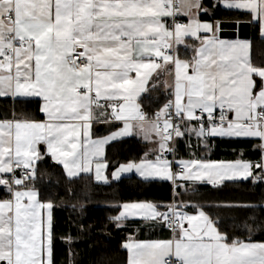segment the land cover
I'll return each instance as SVG.
<instances>
[{
  "label": "snow or ice",
  "instance_id": "1",
  "mask_svg": "<svg viewBox=\"0 0 264 264\" xmlns=\"http://www.w3.org/2000/svg\"><path fill=\"white\" fill-rule=\"evenodd\" d=\"M216 3L249 12L264 35V0ZM207 11L201 0H0V98L39 97L45 116L43 121L15 115L0 120V188L9 196L0 200V264H53V204L42 202L32 183L44 157L40 144L69 178L91 173L94 166L95 180L108 183V165L96 158L103 156L105 144L135 134L158 147L139 163L120 164L113 179L135 171L177 188L183 186L178 180L213 186L264 181V66L251 62L248 41L218 40L219 22L199 19ZM179 15L188 22H178ZM188 37L201 44L191 60H184L175 46L187 47ZM150 81L170 96L152 117L138 102ZM100 117L123 126L92 140V121ZM185 132L204 139L259 138L261 158L167 159L174 151L170 143ZM186 206H118L122 210L111 218L117 227L139 216L174 233L169 240L124 244L128 264H264V243L229 239L202 209L189 214L182 211Z\"/></svg>",
  "mask_w": 264,
  "mask_h": 264
},
{
  "label": "trees",
  "instance_id": "2",
  "mask_svg": "<svg viewBox=\"0 0 264 264\" xmlns=\"http://www.w3.org/2000/svg\"><path fill=\"white\" fill-rule=\"evenodd\" d=\"M205 18V15L202 16ZM214 20H246L251 15L239 10L217 6ZM252 61L264 64V38L258 23L252 22ZM182 48H180L181 50ZM142 98V106L151 116L168 101ZM42 118L38 99L0 98V118ZM252 138H199L185 132L176 139L175 157L179 160L259 161L261 151ZM146 144L136 136L123 138L107 146V172L121 163L138 162L145 156ZM149 157H152L150 155ZM40 199L53 204V264H127V249L123 247L129 234L141 225V220H127L117 227L112 217L118 215L125 202L144 201L160 205L184 203L182 211L204 208L229 239L264 241V182L226 181L219 186L201 183L145 180L133 174L108 183L97 182L92 175L69 178L63 167L45 155L36 164L32 182ZM8 194L0 188V198ZM161 209L167 210L165 207Z\"/></svg>",
  "mask_w": 264,
  "mask_h": 264
},
{
  "label": "crops",
  "instance_id": "3",
  "mask_svg": "<svg viewBox=\"0 0 264 264\" xmlns=\"http://www.w3.org/2000/svg\"><path fill=\"white\" fill-rule=\"evenodd\" d=\"M202 2V5L205 9H207L208 11L205 13V12H201L200 15H199V19L201 22H208V23H213L215 24L216 22H219L221 20H214V19H211L207 16H211L213 15L214 13V10L215 8H217V6H221L222 8H224L222 5L220 4H217L216 3V0H201ZM216 5V6H214ZM226 9V8H225ZM229 10H236V9H229ZM239 11H243V12H247V11H244V10H239ZM249 13V12H247ZM250 14V13H249ZM205 15V18H203L202 16ZM251 15V14H250ZM183 16V15H182ZM185 19H186V23L188 22V18L186 16H183ZM251 19H252V22H255V23H258V21H255L253 20V17L251 15ZM166 20V18H165ZM259 27H260V24H259ZM219 31L220 29L218 28V30L216 31L215 33V37L220 40V41H224L226 43H234L236 41H248L250 43V50H249V57H250V60L251 62L253 63L252 61V48H253V43H252V40L251 39H244V38H239V37H235V38H223V37H220L219 35ZM260 34H261V28H260ZM201 36H207V37H212V33H201L200 34ZM263 38H264V35H261ZM186 39V44L188 45L187 47L184 45V44H181V45H177L176 48H177V55L181 58V59H184V60H191L194 53H193V48L196 47H200V40H197L195 38H191V37H188V38H185ZM180 48H182L180 50ZM264 66V64L262 65ZM161 79H166V77H161ZM151 81L149 83V91L148 92H145V93H142L141 96L139 97V100L138 102L140 103L143 111L149 116V117H152L151 114L147 111V110H144L143 106H142V98L145 97V96H150L152 97L156 102H158L161 98H163L164 96H168L169 99H170V96L169 94L165 91L164 87L162 86H159L157 85V87L155 88H152L151 87ZM12 99V98H11ZM17 99H20V98H17ZM32 99H38L39 102H40V108L43 104V100L39 97H33ZM168 99V100H169ZM13 100V99H12ZM167 103V102H166ZM110 111V110H109ZM42 118H38V119H31V120H36V121H43L45 120V116L44 114L42 113ZM13 116L11 118H0V120H4V119H12ZM27 119H30V118H27ZM122 122H118V121H110V122H106L104 120L103 117H100L99 119H96V120H93L92 121V126H91V129H90V138L92 140H97V139H102V138H105L109 135H111L112 133L118 131L120 128H122ZM131 136H136L138 137L139 139L143 140L146 144V151L147 153H151V151L158 147L157 145L153 144L152 142H149V141H145L142 136L140 135H130V136H125V137H120L114 141H111L107 144L104 145V151H103V156L101 157H98L96 159H99L101 162H106L107 165H108V161L106 160V149H107V146L115 141H118L120 139H123V138H128V137H131ZM231 138H243V137H231ZM252 139H255L257 140V143H256V146L258 144L261 143V141L259 140V138H252ZM39 149L41 150V152L45 155H48L52 158L51 154L50 153H47V147L45 144H40L38 145ZM150 159H155V156L152 155V157H149ZM53 159V158H52ZM54 160V159H53ZM196 160H199V159H196ZM40 161V160H39ZM37 161V163L39 162ZM55 161V160H54ZM141 161V160H140ZM140 161L136 162V163H139ZM190 161V160H188ZM203 162H219V161H205V160H201ZM248 161V160H246ZM56 162V161H55ZM225 162H228V161H225ZM234 162V161H232ZM58 163V162H57ZM128 163V162H126ZM126 163H121V164H126ZM61 165V164H60ZM62 166V165H61ZM63 167V166H62ZM108 168V167H107ZM118 168V167H117ZM116 168V169H117ZM64 169V168H63ZM116 169H114L113 171H115ZM18 170V169H17ZM65 173H66V170L64 169ZM112 171V172H113ZM111 172V173H112ZM111 173H108L107 172V169L104 170V175H106L108 177V182L112 181V180H117V179H113L112 178V175ZM67 174V173H66ZM133 174H136L139 176L138 173H136L135 171L133 172H130V173H123L121 174V177H124V176H129V175H133ZM80 175H92L95 179V172H94V166H93V172L91 173H80ZM79 175V176H80ZM250 179V178H249ZM242 181V180H240ZM98 182V181H97ZM178 182H181V183H201V184H210V183H207V182H192V181H183V180H178ZM226 182V181H224ZM259 182V181H257ZM264 182V181H262ZM100 183H104V182H100ZM212 185V184H210ZM213 186V185H212ZM9 198V197H7ZM7 198H0V200H3V199H7ZM39 199H40V196H39ZM41 200V199H40ZM42 201V200H41ZM44 202V201H42ZM48 202V201H47ZM125 203H146L144 201H137V202H125ZM147 203H150V202H147ZM124 204V203H123ZM122 204V205H123ZM157 205V204H156ZM200 209H202L206 214H208V212L202 208V207H199ZM52 210L53 208L51 209V214H52ZM122 210V208L120 209V211ZM160 211H166L165 209H161L159 208ZM119 211V212H120ZM185 212L189 213V214H195L197 212V209L194 210V211H187V210H184ZM42 212V217L43 219L46 221V218H47V210H41ZM119 214V213H118ZM209 215V214H208ZM210 216V215H209ZM211 217V216H210ZM52 220H53V216H52ZM127 220H141L142 223L141 225H139L137 227V230L134 231V233L132 234H129L127 239L125 240L124 244L126 243H135V242H150V241H157V240H169V239H173L174 237V233L172 231H170L167 226L163 225L162 223H157V222H153L151 220H144L142 219L141 217L137 216V217H129L127 219H125L122 223V225L125 224V222ZM220 230V229H219ZM221 231V230H220ZM222 232V231H221ZM223 233V232H222ZM245 242H254V243H264V241H254V240H243ZM128 260H129V251L127 249V264H128Z\"/></svg>",
  "mask_w": 264,
  "mask_h": 264
},
{
  "label": "water",
  "instance_id": "4",
  "mask_svg": "<svg viewBox=\"0 0 264 264\" xmlns=\"http://www.w3.org/2000/svg\"><path fill=\"white\" fill-rule=\"evenodd\" d=\"M219 35L223 38H244L250 39L252 36V22L241 20H221L219 23Z\"/></svg>",
  "mask_w": 264,
  "mask_h": 264
},
{
  "label": "built area",
  "instance_id": "5",
  "mask_svg": "<svg viewBox=\"0 0 264 264\" xmlns=\"http://www.w3.org/2000/svg\"><path fill=\"white\" fill-rule=\"evenodd\" d=\"M177 21L178 22H181V23H186V19L182 16V15H179L176 17ZM166 21L170 24L172 22V18H166ZM176 47V46H175ZM156 113V112H155ZM176 139L175 138L171 143H170V147L173 148L174 151L172 152H169V153H166V156H167V159L169 160H177L176 157H175V150H176ZM173 171H179L178 167L174 166L173 167ZM17 173H19V169L17 170ZM174 201L171 202V204H173ZM170 204V205H171ZM170 231H172L169 227H167ZM173 232V231H172Z\"/></svg>",
  "mask_w": 264,
  "mask_h": 264
}]
</instances>
